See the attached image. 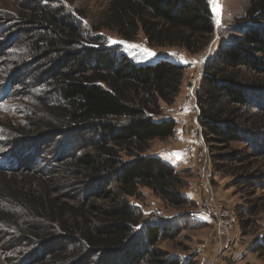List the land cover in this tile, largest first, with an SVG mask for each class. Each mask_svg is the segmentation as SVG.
I'll return each instance as SVG.
<instances>
[{
	"label": "trees",
	"instance_id": "obj_1",
	"mask_svg": "<svg viewBox=\"0 0 264 264\" xmlns=\"http://www.w3.org/2000/svg\"><path fill=\"white\" fill-rule=\"evenodd\" d=\"M102 1L106 15L93 30L44 6L46 0H23L7 20L26 34L17 38L24 54L0 76V102L29 98L30 113L27 130L10 137L15 150L0 161V249L11 252L9 264H195L157 245L175 239L183 221H207L188 212L183 219L145 220L132 202L146 189L173 208L190 204L180 173L148 154L151 142L175 135L178 123L165 106L178 101L185 67L167 59L136 65L96 33L106 29L125 41L143 37L160 50L203 55L215 36L211 4ZM227 31L230 36L207 58L195 94L205 143L246 146L224 156L238 161L241 173L252 159L248 150L264 157V0H249L245 19ZM16 41L0 44V54ZM61 136L66 151L45 158L41 168L46 143ZM28 161L29 180H7ZM238 173L242 185L264 190V168ZM68 192L74 204L64 200ZM262 200L250 206L251 215L264 214ZM23 246L26 253L17 251ZM253 251L264 257V240Z\"/></svg>",
	"mask_w": 264,
	"mask_h": 264
},
{
	"label": "rangeland",
	"instance_id": "obj_2",
	"mask_svg": "<svg viewBox=\"0 0 264 264\" xmlns=\"http://www.w3.org/2000/svg\"><path fill=\"white\" fill-rule=\"evenodd\" d=\"M24 3L23 0H0V44L5 43L6 40L10 42L12 38L17 40L13 43L14 45L9 47L10 49L0 54V76L4 72L5 65L10 67L12 62H16L24 54V49H22L24 45L22 46L18 35L26 34L24 32L26 29H23L17 22L11 24L7 21L10 15L18 13V7ZM42 4L56 7L66 16L77 18L88 30L91 28L93 30V26H100L107 11V6L102 0H46ZM218 4V16L214 14L211 4L215 19V36L211 47L203 55L190 56L183 50H160L149 46L143 37H139L136 41H125L117 33L106 29L97 31L96 36H102L108 47L117 46L120 52L136 65H153L163 56L172 57L170 59L173 62L185 67L178 101L173 106H165L167 115L178 123L175 135L164 141L154 140L151 142L148 154L158 155L160 159L180 173V179L184 183L181 193L190 200V204L181 208H173L146 189L140 199H133L132 202L140 209L145 220L148 218L174 219L175 217L183 219L182 213L188 212L195 219L207 221L208 225L201 226L199 222L183 221L185 227L178 232L179 235L175 239L160 242L157 245L158 249L170 257L192 260L195 264H264V257L253 251L258 241L264 240V214L258 212L251 215L250 213L253 211L250 206H254L259 199H263L259 206H264V190L254 189L251 187L253 183L242 185L243 181L237 180L235 176L239 172L238 168H241L239 167L241 164L238 161L229 163L230 159L224 157L232 151H244L246 146L233 144L226 147L215 142L207 145L204 141L205 147H203L197 141L199 139L198 128L195 125L197 113L185 106L188 100V89L193 83H196L197 86L210 53L213 54L220 46V42L230 36L227 31L229 28L245 19L249 8V0H218ZM218 20L219 23H217ZM149 52L154 55H149ZM34 73L32 72V75ZM23 79H25L24 76ZM44 89L43 85L39 90L44 91ZM28 99L12 97L5 102H0V161L5 158L7 151L15 150V147L11 146V135L13 136V133L17 131L27 130V120L30 118L29 108L26 110V105L29 104ZM56 139L48 141L45 150L41 152V156L39 155L41 168L47 166L45 158H49L60 150L66 151L63 137ZM210 146L213 149H210ZM248 154L252 157L250 165L247 164L246 169L238 174L264 168V157L260 156L256 149L248 150ZM26 164L29 165L27 169L19 170L17 168L14 171L17 176H11L12 173L6 174L7 180L15 182L29 180L31 178L29 175L31 173L29 170L30 161ZM219 166H224L225 170L218 172ZM209 172L213 173V177L209 181V188L206 189L204 183ZM2 182L4 179L0 177V184ZM74 196V193L68 192L63 198L74 204ZM214 205L221 212L229 211L236 219L230 231L231 248L223 252H221L222 247H220L217 238L216 227L208 211ZM198 215L202 217L200 218ZM203 216L206 219H202ZM0 242L3 241L0 239ZM17 249L24 253L28 250L26 246ZM10 253L5 255L0 249V264H9L12 260Z\"/></svg>",
	"mask_w": 264,
	"mask_h": 264
},
{
	"label": "built area",
	"instance_id": "obj_3",
	"mask_svg": "<svg viewBox=\"0 0 264 264\" xmlns=\"http://www.w3.org/2000/svg\"><path fill=\"white\" fill-rule=\"evenodd\" d=\"M170 58L172 57H160V59H167L170 60ZM195 88H196V83H193L192 86L188 89V93H187V98L188 100L185 103L186 108L191 109L193 111H195L197 113V116L195 117V125L198 128V134H199V139H197V141L200 143V145H202L203 147H205L204 144V140H203V136H202V128L198 122V116H199V108H198V104H197V97L195 94ZM205 151L206 148H205ZM213 177V173H208L207 174V180L204 183L205 184V188L208 189L209 188V181L210 179ZM209 216L211 217L213 224L216 227V234H217V238L220 244L221 248V252H223L224 250H229L231 248V244H230V231L233 228V225L235 224V217L233 214H230L229 211L225 212H221L215 205L211 206L209 209Z\"/></svg>",
	"mask_w": 264,
	"mask_h": 264
},
{
	"label": "snow or ice",
	"instance_id": "obj_4",
	"mask_svg": "<svg viewBox=\"0 0 264 264\" xmlns=\"http://www.w3.org/2000/svg\"><path fill=\"white\" fill-rule=\"evenodd\" d=\"M210 4H212L213 6V12L214 14H216L217 16L219 15V4H218V0H210ZM217 23H219V20L217 21ZM115 43V41H114ZM147 51V50H145ZM149 55H154V53L149 52Z\"/></svg>",
	"mask_w": 264,
	"mask_h": 264
},
{
	"label": "water",
	"instance_id": "obj_5",
	"mask_svg": "<svg viewBox=\"0 0 264 264\" xmlns=\"http://www.w3.org/2000/svg\"><path fill=\"white\" fill-rule=\"evenodd\" d=\"M211 47V46H210Z\"/></svg>",
	"mask_w": 264,
	"mask_h": 264
}]
</instances>
